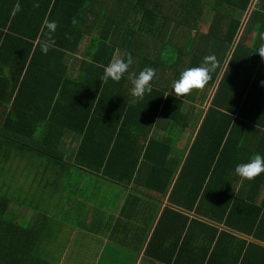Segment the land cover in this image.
<instances>
[{"label":"trees","instance_id":"16d2710c","mask_svg":"<svg viewBox=\"0 0 264 264\" xmlns=\"http://www.w3.org/2000/svg\"><path fill=\"white\" fill-rule=\"evenodd\" d=\"M251 1L20 0L12 16L17 0H0V148L26 160L23 175L48 166L61 179L84 171L123 187L168 189L145 248L154 261L264 264V195L254 204L264 173L246 180L234 172L264 155V58L254 52L264 0L249 10ZM45 20L57 22L47 54ZM83 35L89 49L77 57ZM129 55L120 81L102 79L112 58ZM206 56L217 66L205 86L172 95L173 80ZM146 66L156 76L138 99L131 80ZM197 107L200 122L190 125ZM179 127L191 133L176 153ZM65 134L80 136L70 162L59 150ZM13 206L0 194V264H32L39 232L8 218Z\"/></svg>","mask_w":264,"mask_h":264},{"label":"crops","instance_id":"0c3cea01","mask_svg":"<svg viewBox=\"0 0 264 264\" xmlns=\"http://www.w3.org/2000/svg\"><path fill=\"white\" fill-rule=\"evenodd\" d=\"M257 2L259 0H252L249 10ZM245 21L246 16L234 43ZM83 37L89 38L88 35ZM193 119L190 125L194 124ZM155 132L161 134L162 129ZM190 133L189 128L176 129L172 143L174 152L183 148ZM79 140V135L65 134L63 137L59 150L66 161H71ZM25 165L24 158L0 148V194L8 199L13 197L11 193L18 197L21 194L17 219L22 224L25 222L26 228L39 232L32 264H161L148 258L145 248L163 206L169 205L166 201L168 189L161 194L134 184L123 187L84 171L61 179L46 172L48 166H35L26 172L30 175L27 176L22 174ZM34 174L41 176L33 177ZM263 195L264 189L254 196L255 205L261 203ZM170 206L180 210L175 205ZM28 209L33 210L29 213ZM22 214L31 216L27 218ZM155 250L159 252L162 248L156 246Z\"/></svg>","mask_w":264,"mask_h":264},{"label":"clouds","instance_id":"9594fccd","mask_svg":"<svg viewBox=\"0 0 264 264\" xmlns=\"http://www.w3.org/2000/svg\"><path fill=\"white\" fill-rule=\"evenodd\" d=\"M34 7H39L38 0H34ZM21 11L20 0L14 4L10 15L15 16ZM43 28L47 29V35L40 42V50L47 54L49 49L54 46L55 41L52 38V33L57 29V22L55 20H45ZM260 46L254 52L258 53L261 58H264V32L260 33ZM132 64L131 56L126 58L114 57L104 67L102 79L108 81L109 79L118 82L122 79L124 74L128 72ZM216 62L214 56L204 57L203 62L199 66H194L185 69L179 74V77L172 82L171 94L175 97L188 94L193 89H200L205 86L211 78L212 72L216 69ZM156 76V69L146 66L135 78L131 80L132 88L131 95L138 99H143L146 93L151 92V81ZM264 85V81L261 82ZM234 172L242 179L252 180L264 173V155L260 153L253 154L246 162H240L235 165Z\"/></svg>","mask_w":264,"mask_h":264},{"label":"rangeland","instance_id":"374dc122","mask_svg":"<svg viewBox=\"0 0 264 264\" xmlns=\"http://www.w3.org/2000/svg\"><path fill=\"white\" fill-rule=\"evenodd\" d=\"M211 2V0H209ZM206 5L208 6V3H206ZM210 15V13H208V16ZM209 18H211V15L209 16ZM209 18H204L203 21L201 22V25H200V29L201 30H205L209 24ZM90 38V37H89ZM88 37H82L81 41H80V44L77 48V51L75 53V56L77 57H84L86 55V53L88 52V45H89V42H90V39ZM202 108L201 107H197L195 109V112H194V119L192 120L193 123H196L199 119V116L201 115V110ZM162 133V132H161ZM176 136V134H174ZM174 136V138H175ZM174 140V139H173ZM21 189H19L20 191ZM13 195V197L10 199L11 201V205H14L13 207H19L21 208V200H19L18 198L20 197L22 199V196L20 194V196H16L15 194L11 193ZM17 197V198H16ZM18 204V205H17ZM26 206H28L26 204ZM17 209V208H16ZM16 209L14 210H11V213L9 214L8 218L12 219L13 221H15V216H16ZM29 210V213L32 212L33 209H28ZM8 215V214H7ZM15 215V216H14ZM24 217H27L29 218L28 216H31V214H28V215H24L22 214ZM28 220V219H27ZM24 225V224H23Z\"/></svg>","mask_w":264,"mask_h":264}]
</instances>
